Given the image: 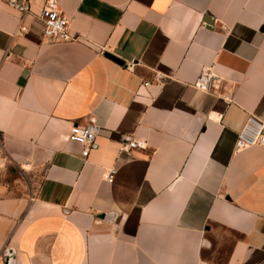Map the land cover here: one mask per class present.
Here are the masks:
<instances>
[{"label": "crops", "instance_id": "crops-1", "mask_svg": "<svg viewBox=\"0 0 264 264\" xmlns=\"http://www.w3.org/2000/svg\"><path fill=\"white\" fill-rule=\"evenodd\" d=\"M20 1L0 7V150L36 181L0 176V264H264V146L236 148L264 122V0H57L64 42L48 0Z\"/></svg>", "mask_w": 264, "mask_h": 264}, {"label": "built area", "instance_id": "built-area-1", "mask_svg": "<svg viewBox=\"0 0 264 264\" xmlns=\"http://www.w3.org/2000/svg\"><path fill=\"white\" fill-rule=\"evenodd\" d=\"M3 4L22 15L30 11L28 3L24 1L0 0V7ZM40 16L45 25L44 34L50 42H64L74 39L69 32V19L60 9L57 0H48ZM25 30L26 27L21 26V31ZM216 77V74L209 68H203L194 86L200 90L211 91ZM100 131L101 126L95 121H91L84 125L76 124L73 127L70 139L81 144L83 148L82 154L84 157H87L92 150H97L99 148L98 136ZM144 146H146V144L143 141L130 139L126 148L127 150H131L132 148ZM253 146H264V122L251 115L238 133L236 148L242 150ZM115 175V168H111L107 171L105 179L109 182H113Z\"/></svg>", "mask_w": 264, "mask_h": 264}, {"label": "rangeland", "instance_id": "rangeland-1", "mask_svg": "<svg viewBox=\"0 0 264 264\" xmlns=\"http://www.w3.org/2000/svg\"><path fill=\"white\" fill-rule=\"evenodd\" d=\"M2 152L0 150V176L4 178L2 180L8 181L9 183L15 182L16 179L21 178L24 181L27 188L33 189L35 186L36 176L28 173L29 167L24 166L22 169L11 163H6V161L1 158Z\"/></svg>", "mask_w": 264, "mask_h": 264}, {"label": "water", "instance_id": "water-1", "mask_svg": "<svg viewBox=\"0 0 264 264\" xmlns=\"http://www.w3.org/2000/svg\"><path fill=\"white\" fill-rule=\"evenodd\" d=\"M101 218H106V217H109V215H103V216H100Z\"/></svg>", "mask_w": 264, "mask_h": 264}]
</instances>
